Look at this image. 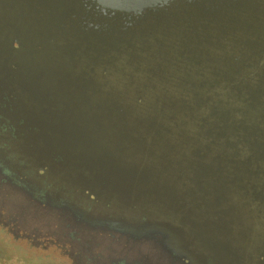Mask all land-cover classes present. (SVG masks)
I'll return each mask as SVG.
<instances>
[{"label":"water","instance_id":"95a60500","mask_svg":"<svg viewBox=\"0 0 264 264\" xmlns=\"http://www.w3.org/2000/svg\"><path fill=\"white\" fill-rule=\"evenodd\" d=\"M0 98L69 227L264 264V0H0Z\"/></svg>","mask_w":264,"mask_h":264},{"label":"rangeland","instance_id":"374dc122","mask_svg":"<svg viewBox=\"0 0 264 264\" xmlns=\"http://www.w3.org/2000/svg\"><path fill=\"white\" fill-rule=\"evenodd\" d=\"M20 199L19 196L14 195L0 197V215L4 216L2 222L11 221L9 227L17 231V234L51 240L53 238L49 234L55 231L59 235H63L67 230L80 231L62 222V217L54 210L43 208L38 204H28L29 200L24 197L21 200L27 204H23ZM2 222H0V264H86L87 260L93 261L95 258L92 257L97 254H101L105 260L104 263H106L119 257L132 260L136 255L135 251L130 255L123 253V244L107 234L84 230L82 231L81 245L87 246L93 254H83L81 260L80 257L77 260V257L73 258L75 254H78L77 249L74 251L75 246L70 242L66 244L71 248L67 252H63L55 245H51L47 249L41 246L37 248L28 241L17 240L8 232Z\"/></svg>","mask_w":264,"mask_h":264},{"label":"flooded vegetation","instance_id":"af4514ba","mask_svg":"<svg viewBox=\"0 0 264 264\" xmlns=\"http://www.w3.org/2000/svg\"><path fill=\"white\" fill-rule=\"evenodd\" d=\"M6 98H0V197L4 196H19L21 199L27 198L29 200L28 204H56L55 201H51L50 197H54V194L50 187L38 186L34 184L33 177L30 175V172H25L21 169V161L14 154L9 153L12 149L13 142H15L14 134L11 135L10 125L6 120H4V115L2 114V109L6 106L4 103ZM20 199L21 203L27 204ZM1 206V205H0ZM1 210V207H0ZM4 216L0 215V222L3 221ZM3 223V222H2ZM11 221L8 223H3L7 228L8 232L12 234L17 240H24L30 242L34 247H42L47 249L51 245L57 246L63 252H67L71 248L67 246V243H71L74 247V251L77 249V253L73 256L80 257L81 255L87 254L92 255L93 252L85 245H81V236L83 229L78 230H67L63 235L57 234V232H52L51 235L53 239H36L29 235L17 234V231H14L9 227ZM83 225V224H82ZM71 255V253H70ZM92 258H95L93 261L87 260L86 264H144V262L139 261L135 262L129 260L125 257H119L116 259H111L108 262L104 263L103 257L100 255H95ZM79 260V258L77 259ZM85 260V259H84ZM85 263V261H82ZM146 264V263H145Z\"/></svg>","mask_w":264,"mask_h":264}]
</instances>
